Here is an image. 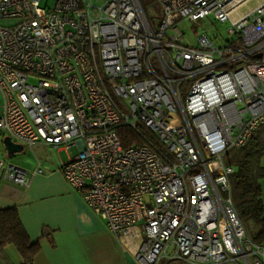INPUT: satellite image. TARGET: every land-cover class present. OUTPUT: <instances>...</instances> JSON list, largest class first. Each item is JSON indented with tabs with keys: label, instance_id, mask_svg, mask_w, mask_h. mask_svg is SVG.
<instances>
[{
	"label": "built area",
	"instance_id": "obj_1",
	"mask_svg": "<svg viewBox=\"0 0 264 264\" xmlns=\"http://www.w3.org/2000/svg\"><path fill=\"white\" fill-rule=\"evenodd\" d=\"M160 1L152 17L143 0H0V133L65 151L113 232L143 225L142 264H264L225 163L264 124V0ZM123 125L156 138L126 147ZM46 174L0 158L23 187Z\"/></svg>",
	"mask_w": 264,
	"mask_h": 264
},
{
	"label": "crops",
	"instance_id": "obj_2",
	"mask_svg": "<svg viewBox=\"0 0 264 264\" xmlns=\"http://www.w3.org/2000/svg\"><path fill=\"white\" fill-rule=\"evenodd\" d=\"M48 148L57 151L46 143L34 146L37 157L33 153L35 164L31 168L18 164L33 170L39 159L47 172L43 181L26 188L0 175V209L17 206L30 236L41 244V251L31 263H26L13 244L5 248L1 260L6 264H142L138 252L145 241L143 225L119 237L92 210L82 192L70 184L56 156H39L37 149ZM7 152L12 158L14 154ZM167 262L171 260L163 258L159 264Z\"/></svg>",
	"mask_w": 264,
	"mask_h": 264
},
{
	"label": "trees",
	"instance_id": "obj_3",
	"mask_svg": "<svg viewBox=\"0 0 264 264\" xmlns=\"http://www.w3.org/2000/svg\"><path fill=\"white\" fill-rule=\"evenodd\" d=\"M118 134L126 147L144 144V135L155 134L144 127L137 131L131 126L123 125ZM236 163L231 166L235 171L230 174L231 196L235 207L250 235L258 242H264V124L253 134L247 145L240 147ZM255 230L252 232V228ZM252 232V233H251ZM13 244L23 255L26 263L34 261L41 251L39 241L30 236L21 218L19 208L12 206L0 209V257L5 248ZM3 259V258H2ZM0 264H6L0 258Z\"/></svg>",
	"mask_w": 264,
	"mask_h": 264
},
{
	"label": "rangeland",
	"instance_id": "obj_4",
	"mask_svg": "<svg viewBox=\"0 0 264 264\" xmlns=\"http://www.w3.org/2000/svg\"><path fill=\"white\" fill-rule=\"evenodd\" d=\"M55 2H56V0H42V4L46 7H52L53 5H55ZM143 3L145 5V7L147 8L150 16L160 17L163 15L164 8H163V5H162L160 0H143ZM230 27H231L230 23H228V24L227 23H221L220 24V29H221L222 33L226 36L229 33ZM0 97H1V92H0ZM239 150H240V147H236L227 153V155L225 156V163L227 165H231L232 163H236L234 157L237 156V152ZM37 152L39 153V156L52 153L54 156H56V158L59 160V162L61 164H62V162H65L68 160V156H67V153L65 151L57 152L55 150L53 151L50 148H48L46 151L42 150V149H37ZM0 158L9 159L10 161H12L16 164H20V165H23V166H26L29 168H31L35 164V156L33 155L32 151L29 149H25L23 152L14 154L12 156V158H10V156L7 152L6 144H5L4 137H3L2 133H0ZM252 225H253V223H252ZM253 226H254V228H252V232H254V230H255V225H253ZM139 227H141V226H139ZM249 234H250V232H249ZM142 242H143V240H142ZM262 243H264V242H262ZM170 260H171V262H167L165 264H199L198 262L185 261V260H181L180 258L170 259Z\"/></svg>",
	"mask_w": 264,
	"mask_h": 264
},
{
	"label": "water",
	"instance_id": "obj_5",
	"mask_svg": "<svg viewBox=\"0 0 264 264\" xmlns=\"http://www.w3.org/2000/svg\"><path fill=\"white\" fill-rule=\"evenodd\" d=\"M5 144L10 154L19 153L24 150V146L22 144L15 143L11 137H7L5 139Z\"/></svg>",
	"mask_w": 264,
	"mask_h": 264
}]
</instances>
